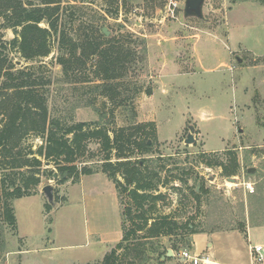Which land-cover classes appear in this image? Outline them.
Listing matches in <instances>:
<instances>
[{
    "label": "rangeland",
    "instance_id": "1",
    "mask_svg": "<svg viewBox=\"0 0 264 264\" xmlns=\"http://www.w3.org/2000/svg\"><path fill=\"white\" fill-rule=\"evenodd\" d=\"M184 1L61 0L62 28L69 32L73 27V33L80 36L97 30L103 35L102 30L106 29L109 36L104 37L107 39L119 37L128 43L144 40L145 58L136 53V60L123 79L126 82L124 98L135 88L140 89L133 100L136 118H132L125 103L113 113L114 126L128 127L155 119L156 140L148 141L151 154L186 162L192 169L189 188L199 195L197 201L190 190L174 191L171 188L178 187L177 182L160 188L158 192L165 197L158 204V214L170 215L177 223L188 221L196 231L207 234L237 231L240 224H244L246 230L253 225L252 219L264 216V202L254 205L250 197L264 185V4L251 0H205L203 19H197L184 18ZM70 15L75 20L71 26ZM3 34L5 41L14 38L11 30ZM128 35L132 38L128 39ZM128 48L134 52L138 49L133 43ZM56 55L53 50L48 58L33 63L36 67L44 65L46 71L41 74L51 81L44 90L50 119L66 124L72 121L110 127L107 120L111 107L107 104L102 109L105 100L91 85L73 83L80 81L88 71L74 70L73 74L65 76L55 61ZM12 58L14 63H21L17 67L31 65L15 54ZM172 66H178L174 72ZM188 126L194 127L191 133L194 143L185 145L190 133ZM42 143L40 138L28 136L24 145L36 150ZM87 150V155L76 163L77 168L86 166L101 174L100 146L93 141ZM227 151L236 154L240 165L238 175L230 177L235 179L233 183L228 181L230 178L222 177L220 168H207L199 163L200 154H208L206 160H221ZM46 169L58 174V179L45 177ZM250 169L254 171L248 173ZM60 179L54 167L43 164L40 184L35 188L47 203L41 189L47 185L52 187L53 200L58 201L52 207L65 205L55 214L46 212L44 218L42 201L38 198L13 202L23 241L12 243L15 233L4 227L0 264H9L11 260L14 264L20 263V257H12L17 247L25 251L21 256L22 264H101L114 248L115 245L87 243L91 223L102 232L113 228L116 222L109 202L99 194L102 186L85 181L84 187H90L87 191L96 199L95 205L86 208L79 189L70 194L67 202L72 183L68 180L61 184ZM121 201L125 203L126 197ZM123 208L120 204V210ZM130 225L126 222L127 227ZM255 232L251 245L263 244L262 231ZM94 240L100 241L99 236H93L90 242ZM184 240H189L188 245H184ZM153 242L154 248H159L158 253L171 250L173 257L169 260L165 254L158 259L153 254L146 264H188L179 258L184 250L196 257L208 255L202 235L186 237L181 231H175V235ZM225 246L223 254L217 255L219 261L221 257L228 261L230 251L227 244ZM238 248L237 261H247L245 243L242 241ZM231 263L236 262L231 260Z\"/></svg>",
    "mask_w": 264,
    "mask_h": 264
},
{
    "label": "trees",
    "instance_id": "2",
    "mask_svg": "<svg viewBox=\"0 0 264 264\" xmlns=\"http://www.w3.org/2000/svg\"><path fill=\"white\" fill-rule=\"evenodd\" d=\"M251 1L264 4V0ZM61 4V0H0V244H4V227L16 232L12 202L37 194L35 188L40 184L43 164L48 163L58 171L61 184L68 180L76 184L80 177L96 173L86 166L81 169L76 166L87 155L88 144L96 141L103 154L101 173L114 184L119 203L124 206L121 240L104 256L101 264H146L153 254L160 259L167 251L158 253L159 248H154L153 241L171 237L175 231H181L186 237L204 232L196 231L188 221L177 223L170 215L158 214V204L165 197L158 192L160 188L177 182L179 186L171 188L174 191L190 190L197 201L199 195L189 188L192 169L186 162L151 154L148 141L156 140L155 124L114 126L113 113L125 103L132 118H136L133 100L140 89L135 88L124 98L126 82L123 79L128 67L134 64L136 53L145 58V42L137 39L128 43L119 37L107 39L100 30L81 36L73 33V27L67 32L62 28ZM69 22L70 26L75 22L73 15ZM5 30L12 31V40H4ZM132 43L138 47L136 52L128 48ZM53 50L57 54L55 61L65 76L73 74L74 70L88 71L80 81L73 83L91 85L105 100L102 109L107 104L111 107L107 120L110 127L72 121L66 124L50 119L44 90L51 81L41 74L46 67H36L33 63L48 58ZM14 54L31 65L17 67L12 58ZM147 95L151 93L148 91ZM28 136L40 138L42 145L36 150L25 146ZM207 155L200 154L199 163L207 168H220L225 178L238 175L240 165L234 152H225L221 160H206ZM44 175L50 178L53 172L46 169ZM122 197H126L125 203ZM250 197L254 205L263 203L264 185ZM54 203L58 201L55 199ZM44 209L49 213L52 206L46 203ZM255 219H252V227L264 226V216ZM126 222L131 225L127 227ZM237 231L244 234L245 225L240 224ZM184 241V245H188L189 240Z\"/></svg>",
    "mask_w": 264,
    "mask_h": 264
},
{
    "label": "crops",
    "instance_id": "3",
    "mask_svg": "<svg viewBox=\"0 0 264 264\" xmlns=\"http://www.w3.org/2000/svg\"><path fill=\"white\" fill-rule=\"evenodd\" d=\"M178 66H172V72H174V69H176ZM176 73H178V71H176ZM140 122L143 121H147V120H139ZM152 122H156L155 119L151 120ZM88 178V179H87ZM91 178V179H90ZM90 181L89 183L91 184H98L102 186V190L99 193L101 195L102 193V199L106 200L107 202H109L110 204V209H111V213L112 215L116 216L115 220V225H112V227L102 230V232L98 231V229L95 228L94 225H92V223L90 224V229L87 230V239L89 244H95V243H100V244H106L108 246L111 245H115L117 244L122 237V231H121V210H120V204H119V200H118V195H117V191L116 188L114 186V184L104 175V174H92L89 176H82L80 177L79 181L76 184H72L71 188L68 190V194H67V202L69 200V196L70 194H72L75 190L79 189V193L84 196L85 199V205L86 208L92 207L93 205H95V197L93 195H91L89 193V191L91 190L90 187L85 186V181ZM88 183V184H89ZM83 188V189H82ZM87 189L89 191H87ZM100 197V198H101ZM29 199V198H38L40 199V201H42V206H43V210L42 213L44 215V218H46V212L44 213V205L46 204L43 196L39 193H37L36 195L32 196V197H26V198H21L15 201H21V200H25V199ZM14 202V201H13ZM13 202H12V207H13ZM95 202V203H94ZM65 206V205H64ZM63 205L61 207L58 208H54L52 207V210L47 213L49 214H55L57 211H59L61 208L64 207ZM14 209V207H13ZM14 215L16 218V214H15V210H14ZM46 220V219H45ZM118 221V222H117ZM46 223V221H45ZM118 223V224H117ZM46 225V224H45ZM50 225V224H48ZM117 225V227H116ZM119 228V230H118ZM262 231V237L264 240V226H260V227H251L248 226L247 229L245 230V233L242 234L238 231H233L230 233H222V234H207V233H201L198 235H194L193 238H195L196 236H204L206 239V247L208 248V255L210 258V261L215 263V264H255L254 263V258L252 256V253L250 252V248L255 246V245H259V246H263L264 247V243H258L256 242L255 244L251 245V241H252V236H253V232L256 233L255 231ZM45 231H46V227H45ZM99 236V240L100 241H96L95 240L93 242H90L91 238H93V236ZM229 239V240H228ZM227 240V242H226ZM15 241V243H22L23 238L22 236H20L19 230H18V220L16 218V232L14 234V237L12 239V243ZM245 243L246 246V253H247V261H237L238 260V255L240 254L239 251V246L241 245V243ZM227 244V249H229V254L226 260L228 261H223L224 259L221 257L222 260H218L217 259V255H222L224 252V248L226 247L225 245ZM44 247H46V245H44ZM16 250V249H15ZM41 250H46V248H42ZM24 248L23 247H17L16 251H13L12 253V257H20L21 258V262L20 263H15V264H22L23 263V259H22V254L24 253ZM11 254V253H9ZM232 262H236V263H231ZM14 260H11V262L9 261V264H14L13 263ZM80 264V263H79Z\"/></svg>",
    "mask_w": 264,
    "mask_h": 264
},
{
    "label": "water",
    "instance_id": "4",
    "mask_svg": "<svg viewBox=\"0 0 264 264\" xmlns=\"http://www.w3.org/2000/svg\"><path fill=\"white\" fill-rule=\"evenodd\" d=\"M205 0H185L184 1V8H183V16L184 18H197V19H203V6H204ZM102 33L104 36L108 37L109 33L107 32L106 29L102 30ZM237 62L240 63L241 60L236 58ZM17 66H20V62L15 63ZM190 133L187 135L184 144L185 145H190L194 143V138L192 137V134L194 132V127L193 126H188ZM240 132V130H239ZM149 144V142H148ZM45 166L48 167L49 164L45 163ZM254 170L250 169L248 170V173H252ZM64 178L66 177V174L63 176ZM53 179L56 180L58 179V174L54 173L53 174ZM230 182H234L235 179H228ZM41 193L44 195V197L47 199V203L51 206L54 205V200H53V193H52V187L50 185L44 186L41 189ZM173 253L171 250H168L166 252L165 258H172ZM165 258H162L163 260Z\"/></svg>",
    "mask_w": 264,
    "mask_h": 264
},
{
    "label": "built area",
    "instance_id": "5",
    "mask_svg": "<svg viewBox=\"0 0 264 264\" xmlns=\"http://www.w3.org/2000/svg\"><path fill=\"white\" fill-rule=\"evenodd\" d=\"M251 186H247L248 189H250ZM252 192V190H251ZM250 252L252 253V256L254 258L255 264H264V247L255 245L250 248ZM179 258L183 260L184 262L188 264H215L210 261L209 257H196L192 255L190 251H182L179 253Z\"/></svg>",
    "mask_w": 264,
    "mask_h": 264
}]
</instances>
